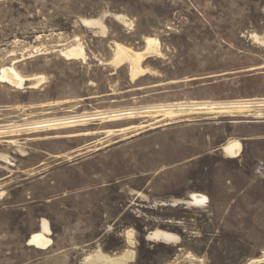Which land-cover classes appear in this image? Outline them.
<instances>
[{
    "label": "rangeland",
    "instance_id": "obj_1",
    "mask_svg": "<svg viewBox=\"0 0 264 264\" xmlns=\"http://www.w3.org/2000/svg\"><path fill=\"white\" fill-rule=\"evenodd\" d=\"M146 38L158 54L132 79L116 47ZM77 44L85 60L61 57ZM10 65L45 81L0 83V264H264V0H0ZM203 101L226 104L186 105ZM42 220L47 250L27 246Z\"/></svg>",
    "mask_w": 264,
    "mask_h": 264
},
{
    "label": "bare ground",
    "instance_id": "obj_2",
    "mask_svg": "<svg viewBox=\"0 0 264 264\" xmlns=\"http://www.w3.org/2000/svg\"><path fill=\"white\" fill-rule=\"evenodd\" d=\"M124 23H125V20H124ZM82 25H84L86 27H90V28L103 27V26H101V23L98 20H83ZM98 29H100V28H98ZM144 43H145L146 47H144V51L142 53H137L138 51L133 52L129 48H125L124 46L122 47L120 45L116 47L114 60L112 62L116 66L120 65V64L123 65V63L129 64L132 79H135L136 77H138L143 72L144 68L143 69L141 68V62L145 59L146 56H153L152 54H154V57H155L156 54H158L157 45H159V44H158V41L156 39L146 38ZM81 46L82 45L77 44L74 47H68V48L60 51L61 57H63L66 61L85 60V54H84V50H83L84 48H82ZM157 56H159V55H157ZM14 62H12V63H14ZM114 64H113V66H114ZM13 65H10V67L8 66L7 68H2L0 70V83L5 84L6 86L8 85L11 88L13 87L14 91H15V89L19 90V89H23V88H27L29 90L30 89L32 90V89H35L37 85H39L40 81H42V82L45 81V80H43L44 77H42V80L39 77L40 80H37V82H34V81H36V78H34V77H23L20 75V73H18L15 70V67H13ZM143 73H146V72H143ZM39 89H40V87H39ZM222 103H224V102L207 103V102L203 101V102H193V103L190 102L189 104H186V105L191 106V107L198 106V105H206V106H209L211 108V107H215V106H223V105L225 106L226 103L225 104H222ZM175 104H179V103H175ZM126 110H131V109L127 108L124 110L111 111L112 113H115V115L109 117V119L106 118V120H103L102 123L117 122V121H120L123 119H133L136 117V116L133 117V115H135L137 113H133V112L128 113V114H123L122 112H124ZM88 113H89V111H88ZM99 114H106V113L101 112L100 110L98 112L96 110L94 113L92 112L89 114L80 113V115H74V116L67 117L68 121H64L60 124H56V123H54V124H42L39 127H41L42 129H44V128L48 129L49 128L48 130L74 129L77 127H84V126H87V123H84L83 120H79V118H86V117H89L92 115H99ZM179 114L183 115L182 112L175 110L172 112H168V113H166V115L165 114L164 115L166 117H173V116L176 117V115H179ZM108 116H110V115H108ZM77 118H78V120H77ZM57 125H61V126L51 129V127H55ZM88 135H89V133H86L84 136H88ZM241 150H242L241 144L237 140L229 141L226 145H224L222 147V153L224 154L225 157H227L229 159L238 158L240 153H241ZM1 158L4 160L3 162L5 164H7L8 166H11V164L8 162L7 158H4V157H1ZM207 202H208V200L204 195L198 194V193H192L189 196V202H187V204L192 205V206L203 207V206H206ZM49 235H50V230H49L48 223H47V221L42 220L40 223V230L37 233H34L29 237V239L27 240V246L32 247V248L37 249V250H47L51 246V240L48 238ZM151 237L154 239H157V240H162V241L167 242L170 239H172L174 236L169 234V233L156 231L151 235ZM98 260H99L98 261L99 263L100 262L101 263L111 262L108 258L99 257ZM257 262H259V261H257ZM116 263H118V262H116Z\"/></svg>",
    "mask_w": 264,
    "mask_h": 264
},
{
    "label": "crops",
    "instance_id": "obj_3",
    "mask_svg": "<svg viewBox=\"0 0 264 264\" xmlns=\"http://www.w3.org/2000/svg\"><path fill=\"white\" fill-rule=\"evenodd\" d=\"M97 115H92V116H89L93 119V117H96ZM106 123H109V122H106ZM131 127V126H130ZM130 127H127V128H130ZM126 129V128H124ZM122 130V129H121ZM117 131H120V130H117ZM107 132H110V131H107ZM75 136H79V134H76ZM74 135H71L70 137H75Z\"/></svg>",
    "mask_w": 264,
    "mask_h": 264
},
{
    "label": "water",
    "instance_id": "obj_4",
    "mask_svg": "<svg viewBox=\"0 0 264 264\" xmlns=\"http://www.w3.org/2000/svg\"><path fill=\"white\" fill-rule=\"evenodd\" d=\"M179 238V237H178ZM179 240H180V238H179ZM180 242V241H179Z\"/></svg>",
    "mask_w": 264,
    "mask_h": 264
}]
</instances>
